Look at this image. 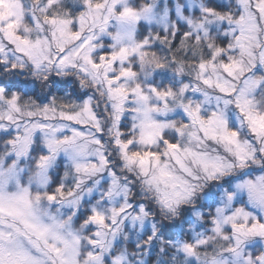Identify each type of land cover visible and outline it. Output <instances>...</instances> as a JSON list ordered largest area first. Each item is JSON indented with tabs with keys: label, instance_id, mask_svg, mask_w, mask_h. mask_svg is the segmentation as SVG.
Here are the masks:
<instances>
[{
	"label": "snow or ice",
	"instance_id": "1",
	"mask_svg": "<svg viewBox=\"0 0 264 264\" xmlns=\"http://www.w3.org/2000/svg\"><path fill=\"white\" fill-rule=\"evenodd\" d=\"M0 264H264V0H0Z\"/></svg>",
	"mask_w": 264,
	"mask_h": 264
}]
</instances>
